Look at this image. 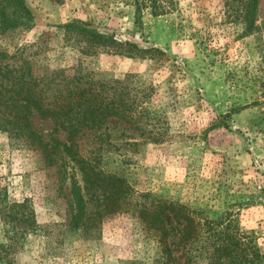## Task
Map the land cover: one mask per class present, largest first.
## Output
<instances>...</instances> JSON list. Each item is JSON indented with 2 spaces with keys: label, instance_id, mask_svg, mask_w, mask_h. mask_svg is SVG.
Wrapping results in <instances>:
<instances>
[{
  "label": "rangeland",
  "instance_id": "obj_1",
  "mask_svg": "<svg viewBox=\"0 0 264 264\" xmlns=\"http://www.w3.org/2000/svg\"><path fill=\"white\" fill-rule=\"evenodd\" d=\"M25 1L34 17L31 29L0 38V48H22V57L41 68L68 72L81 63L102 79L131 74L154 88L149 107L164 116L162 142L139 137L113 119L105 169L128 177L141 192L202 207L210 218L229 211L233 224L252 231L264 251V0L256 11L259 38L241 36V25L224 15V0H175L171 13L145 12L137 23L134 7L124 0ZM72 20L166 56L82 55L58 28ZM256 100L260 104L251 105ZM230 111L227 128L209 129ZM33 120L47 141L52 122ZM65 168L62 161L48 167L39 154L0 133V182L11 201L26 200L35 219V234L25 238L22 225H12L0 210V264H154L159 250L153 232L133 209L105 215L84 238L68 228L73 209ZM90 200L88 206L94 205ZM165 220L176 226L170 216ZM176 242L169 240L174 250Z\"/></svg>",
  "mask_w": 264,
  "mask_h": 264
},
{
  "label": "trees",
  "instance_id": "obj_2",
  "mask_svg": "<svg viewBox=\"0 0 264 264\" xmlns=\"http://www.w3.org/2000/svg\"><path fill=\"white\" fill-rule=\"evenodd\" d=\"M123 2L134 7L136 23L145 12L153 16L171 13L176 3ZM223 6L227 19L241 25V36L259 38L258 0H224ZM33 19L25 0H0V38L31 29ZM58 28L66 40H74L82 55L106 53L158 60L166 56L156 47L140 48L134 42L119 41L82 20H72ZM260 50L264 52V48ZM22 53V48L12 52L0 48V133L10 142L39 154L48 167L59 161L66 165L69 170L61 171L70 180L73 209L68 228L79 238L89 236L105 215L125 207L123 212L137 211L146 229L153 232L159 250L154 264H264V251L255 235L233 224L229 211L210 218L209 211L202 207L192 209L188 204L161 199L151 191L141 192L128 177L105 169L103 157L112 145L107 125L113 119L124 122L139 137L152 143L162 142L164 116L149 107L154 92L151 85H140L131 74L123 80L102 79L81 63L68 72L41 68L28 56L22 57ZM261 65L264 66V55ZM259 104L257 100L251 103ZM34 118L52 122L54 127L47 141L35 129ZM217 118L209 129L227 128L231 111ZM57 135L64 139H57ZM90 199L94 200L92 206H88ZM0 210L12 225H22L20 232L24 237L35 234L34 213L26 206V200L11 201L1 182ZM167 216L174 220L175 227L166 223ZM173 236L177 237L175 250L169 245ZM4 250L5 246L0 245V254Z\"/></svg>",
  "mask_w": 264,
  "mask_h": 264
}]
</instances>
